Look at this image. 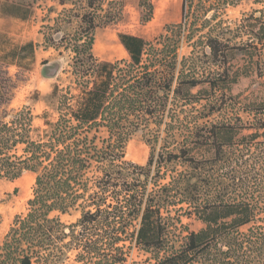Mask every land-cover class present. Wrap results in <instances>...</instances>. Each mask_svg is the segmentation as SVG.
<instances>
[{
    "label": "trees",
    "instance_id": "16d2710c",
    "mask_svg": "<svg viewBox=\"0 0 264 264\" xmlns=\"http://www.w3.org/2000/svg\"><path fill=\"white\" fill-rule=\"evenodd\" d=\"M186 4L182 22L152 41L118 34L127 58L114 62L92 50L96 29L121 18V1L83 0L57 14L54 34L77 23L53 42L71 54L70 85L52 87L56 119L45 114L35 137L30 109L8 110L0 87V180L34 175L0 264H62L70 251L72 264H127L132 248L143 264H264V8L231 28L202 7L189 22ZM8 7L15 15L17 5ZM182 40L191 51L179 58ZM250 76L258 92L234 95ZM138 131L145 166L124 161ZM72 211L79 218L65 225L59 216ZM180 215L204 227L183 234Z\"/></svg>",
    "mask_w": 264,
    "mask_h": 264
},
{
    "label": "rangeland",
    "instance_id": "374dc122",
    "mask_svg": "<svg viewBox=\"0 0 264 264\" xmlns=\"http://www.w3.org/2000/svg\"><path fill=\"white\" fill-rule=\"evenodd\" d=\"M82 1L0 0V78L6 80L5 84L0 87L1 90L11 95L8 110H18L22 107L30 109L33 116V128L34 130L39 129L38 132L32 133V137L41 133L44 121L42 117L45 114L47 121L54 122L56 119L55 102L47 98L52 87L58 85L59 89H64L70 85L71 79L67 73L71 54L62 47L55 50L53 42L56 45L63 33L72 32L77 23L75 21L70 25L62 23L60 34H54L50 28L54 26L53 20L57 14L63 9L73 8L72 3L78 4ZM106 1H121L123 11L118 21L107 27L98 28L94 33L92 53L99 62H114L127 58L126 52L121 53L119 50L121 44L117 37L118 34L136 36L149 42L165 34L167 27L176 26L182 22L183 0H170L171 6L165 12L162 9L167 0ZM217 2L218 0H187L189 22L194 21L192 12L202 7L204 11H208L207 18L218 12L217 18L223 20L226 26L234 28L243 15L264 8V4H254V0H227L228 4L223 6H219ZM149 3L153 11L150 20L147 21L145 18L148 16L147 4ZM11 5H17L18 10L14 11L17 16L7 13L11 11L8 7ZM103 8L106 9V5ZM255 16L258 17L259 14ZM201 24L202 20L198 18L195 25L200 28ZM202 32L205 33L207 30ZM194 34L196 37L199 36V34ZM111 38L115 41V48L112 51L106 45ZM27 42L35 44V59L29 60L30 50H26L24 56L15 55L11 58V52ZM190 51L191 48L186 40H182L178 49V57L189 56ZM11 60H14L13 62L18 67L10 64ZM259 84L260 81L254 76L241 78L233 86L232 93L242 97L252 96L261 88ZM103 135L102 132L100 136L103 137ZM148 154L149 148L143 140L142 133L140 131L133 133L124 146V161L135 166H145ZM33 182L34 175L30 172H23L13 182L0 180V247L15 216L26 213V203L31 197ZM59 218L65 225H70L78 220L79 212L72 211L70 214L60 215ZM177 227H180L182 233L185 234V230L197 232L204 225L194 217L180 215ZM127 252V264L144 263L146 256L136 249L132 248ZM74 255V252H67L62 264H72Z\"/></svg>",
    "mask_w": 264,
    "mask_h": 264
},
{
    "label": "crops",
    "instance_id": "0c3cea01",
    "mask_svg": "<svg viewBox=\"0 0 264 264\" xmlns=\"http://www.w3.org/2000/svg\"><path fill=\"white\" fill-rule=\"evenodd\" d=\"M170 6H171V4H170V0H167V2H166V4L163 6V11L165 12V11H168V9L170 8ZM162 10H161V12H162ZM32 45V51H31V49H30V47H29V45ZM122 46V45H121ZM27 50H30L31 52H30V59L29 60H31V59H35V54H36V47H35V44H34V42H27V43H25V44H22V46H19L16 50H13L12 52H11V55L12 54H15L16 56H24L25 55V51H26V49ZM127 55V54H126ZM33 57V58H32Z\"/></svg>",
    "mask_w": 264,
    "mask_h": 264
},
{
    "label": "bare ground",
    "instance_id": "6f19581e",
    "mask_svg": "<svg viewBox=\"0 0 264 264\" xmlns=\"http://www.w3.org/2000/svg\"><path fill=\"white\" fill-rule=\"evenodd\" d=\"M114 44H115V41H114V39H109L107 42H106V45H107V48L109 49V50H114ZM119 50H120V52L121 53H125V51H124V49L120 46L119 47Z\"/></svg>",
    "mask_w": 264,
    "mask_h": 264
}]
</instances>
